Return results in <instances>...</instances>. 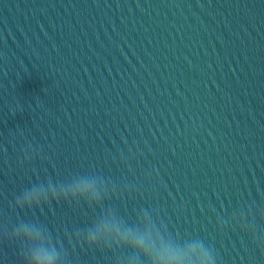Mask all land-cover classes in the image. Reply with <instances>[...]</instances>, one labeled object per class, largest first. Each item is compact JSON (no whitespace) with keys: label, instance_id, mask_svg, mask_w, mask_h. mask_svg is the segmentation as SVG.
Instances as JSON below:
<instances>
[{"label":"water","instance_id":"obj_1","mask_svg":"<svg viewBox=\"0 0 264 264\" xmlns=\"http://www.w3.org/2000/svg\"><path fill=\"white\" fill-rule=\"evenodd\" d=\"M122 238L264 264V0H0V264Z\"/></svg>","mask_w":264,"mask_h":264},{"label":"clouds","instance_id":"obj_2","mask_svg":"<svg viewBox=\"0 0 264 264\" xmlns=\"http://www.w3.org/2000/svg\"><path fill=\"white\" fill-rule=\"evenodd\" d=\"M124 240V245L132 250V254L127 258L129 264H137V261L140 259V254L148 256L149 253L143 247V242L140 239L137 240H128L127 238H122ZM89 244L97 243L95 235H90L89 239L86 241ZM205 254L208 256L209 261L214 264V261L211 257V254L205 250ZM56 255L55 251L48 252L41 249L39 252L33 253L31 261L28 260L27 253L25 251L21 252V261L20 264H55Z\"/></svg>","mask_w":264,"mask_h":264}]
</instances>
